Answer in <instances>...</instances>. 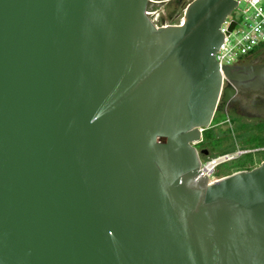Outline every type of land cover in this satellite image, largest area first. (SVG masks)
<instances>
[{"label":"water","instance_id":"1","mask_svg":"<svg viewBox=\"0 0 264 264\" xmlns=\"http://www.w3.org/2000/svg\"><path fill=\"white\" fill-rule=\"evenodd\" d=\"M170 1L0 0V264H264V161L211 185L194 146L264 93L216 60L242 0Z\"/></svg>","mask_w":264,"mask_h":264},{"label":"built area","instance_id":"2","mask_svg":"<svg viewBox=\"0 0 264 264\" xmlns=\"http://www.w3.org/2000/svg\"><path fill=\"white\" fill-rule=\"evenodd\" d=\"M242 1L247 2V7L241 11L242 18L238 20L234 16V12L226 19L221 27L222 33L224 34V42L216 54V60L220 68L237 65L264 48V0ZM239 8L240 5L237 10H240ZM148 13L157 27L171 25L166 22L158 23V19H156L157 22L154 21L152 14L150 12ZM182 22L183 19L173 25H180ZM232 24H235V27L233 30H230ZM224 85H226L225 79ZM203 132L204 129H201V133ZM198 143L199 142L194 143V146ZM244 154V151L237 150L234 153H227L214 158H209L205 162L202 161L200 172L207 176L209 182L212 183L224 177L218 174L220 166L237 160ZM211 166L212 170L209 171Z\"/></svg>","mask_w":264,"mask_h":264},{"label":"rangeland","instance_id":"3","mask_svg":"<svg viewBox=\"0 0 264 264\" xmlns=\"http://www.w3.org/2000/svg\"><path fill=\"white\" fill-rule=\"evenodd\" d=\"M192 1L193 0H171L170 2L163 3L155 9L148 10V12L152 14L154 21L158 19V23L166 22L167 24H176L184 15L186 8L190 3H192ZM246 7L247 2L242 1L239 8L240 10L235 11L234 16L238 20L242 18L241 11ZM223 120H225L224 116H218L213 121V125ZM223 128L224 127H220L217 129V132L212 130L213 132H209L207 134V143L210 145V154L208 157L214 158L241 148L240 150L251 151L256 161H253L252 156H245L239 160L237 159L220 166L218 174H220V176H225L235 173V170L238 168L251 170L256 168L255 166L257 165L260 166L261 161L264 159V155L261 154L262 152H260V150H255V148H259L264 145V128L250 127L249 125L234 123L231 126L229 125L224 128V130H226L225 132L228 134L227 138H223L221 136L222 134H220V132H223ZM208 157L203 156L202 160L205 162Z\"/></svg>","mask_w":264,"mask_h":264},{"label":"flooded vegetation","instance_id":"4","mask_svg":"<svg viewBox=\"0 0 264 264\" xmlns=\"http://www.w3.org/2000/svg\"><path fill=\"white\" fill-rule=\"evenodd\" d=\"M239 64L240 65H243V64L244 65H262L264 64V48L258 51L257 53L251 55L250 57L246 58L244 61H242ZM223 99L224 98L222 97V99L220 100L219 109H224V111H217L214 120L218 116H224L225 120L219 123H216L215 125H213L212 123L211 128L209 130H205L202 133V139L196 145V148L199 152H202V151L208 152L207 157L210 154V145L209 143H207L206 136L209 132H213L212 130L217 132L218 128L220 127L226 128L229 125L231 126L234 123L249 125L250 127L264 128V93H260L258 91L255 92L251 89L241 88L239 91H237L234 98L226 105V107L224 106L225 104L223 102ZM224 128L222 129L223 132H220V134H222L221 136L223 138H227L228 134L227 132H225L226 130H224ZM240 149L241 148H238L228 153H234ZM255 150H260V152H262L261 154L264 155V145L262 147L255 148ZM242 151H244L245 154L239 157L238 160L245 156L253 157V154L251 151H245V150H242ZM202 157L203 156H201V159ZM207 159H209V157ZM253 161H256L254 157H253ZM263 161L264 159L261 161V163ZM224 177H226V175Z\"/></svg>","mask_w":264,"mask_h":264},{"label":"bare ground","instance_id":"5","mask_svg":"<svg viewBox=\"0 0 264 264\" xmlns=\"http://www.w3.org/2000/svg\"><path fill=\"white\" fill-rule=\"evenodd\" d=\"M211 170H212V166L209 168V171H211ZM243 173H244L245 175L250 174V173H246V172H239V173L236 172V173H233V174H231V175H229V176L222 177L221 179H218V180L212 182L211 185H215V184H219V183L225 182V181H227V180H229V179H231V178H233V177H236V176H238V175H240V174H243Z\"/></svg>","mask_w":264,"mask_h":264},{"label":"trees","instance_id":"6","mask_svg":"<svg viewBox=\"0 0 264 264\" xmlns=\"http://www.w3.org/2000/svg\"><path fill=\"white\" fill-rule=\"evenodd\" d=\"M242 167H244V166H242ZM246 168H238L237 170H235V172L237 171H243V170H245ZM234 171V170H233ZM233 174V173H232ZM231 175V174H230Z\"/></svg>","mask_w":264,"mask_h":264}]
</instances>
